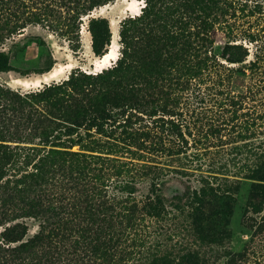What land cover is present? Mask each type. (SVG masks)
Segmentation results:
<instances>
[{
  "label": "trees",
  "instance_id": "trees-1",
  "mask_svg": "<svg viewBox=\"0 0 264 264\" xmlns=\"http://www.w3.org/2000/svg\"><path fill=\"white\" fill-rule=\"evenodd\" d=\"M111 1L0 0V45L39 24L77 51L83 16ZM247 7L243 0H146L122 21L121 54L112 65L24 92L0 83V264H112L139 209L161 203L155 192L137 199L135 185L150 172L153 181L158 176L150 164L110 156L104 144L111 142L95 141L93 130L101 134L119 121L124 144L139 142L128 123L138 112L158 115L153 142H177L179 123L171 116L182 94L193 99L222 87L227 112H238L248 98V109L256 110L264 89V24L244 25ZM89 31L92 52L103 55L108 19L91 16ZM11 69L0 50V71ZM234 117L240 127L243 120ZM37 140L41 147L8 143ZM253 173L264 179V166ZM28 216L40 218L41 227L25 239L27 224L19 219ZM176 264L203 263L194 254Z\"/></svg>",
  "mask_w": 264,
  "mask_h": 264
},
{
  "label": "rangeland",
  "instance_id": "rangeland-1",
  "mask_svg": "<svg viewBox=\"0 0 264 264\" xmlns=\"http://www.w3.org/2000/svg\"><path fill=\"white\" fill-rule=\"evenodd\" d=\"M243 1L248 4L243 13L242 20H247L244 25L264 24V0ZM132 4L142 10L146 0H113L102 5L105 9L94 8L83 16L77 51L65 37L39 24H30L0 45L13 66L0 71V83L24 92L45 83L26 87L17 79L32 81L55 67L61 72L48 83L60 82L76 70L96 72L100 56L91 49L89 18L108 19L110 42L115 38L120 56L119 32L122 21L136 15V10L130 8ZM249 46L253 52L254 44ZM224 90H207V94L193 99L188 93L182 94L179 110L171 116L179 123V130H175L177 142H153V132L161 129L157 127L158 115L138 112L129 116L128 123L138 130L140 137L139 142H130L132 145L124 144L119 121L115 126L104 127L101 134L93 130L95 141L111 142L104 144V150L112 152L110 156L150 164L158 176L153 181L150 172L135 185L137 199L155 192L161 203L155 208L139 209L136 223L130 231L127 228L129 232L114 252L112 264H176L178 259L194 254L203 264H264V189L255 186L263 185L264 179L253 173L254 168L264 166V89L256 110L248 109V98L236 113L227 112V106L221 102L227 99ZM233 116L243 120L240 127L233 125ZM227 118L232 120L229 125L224 121ZM246 126L255 132L251 137ZM8 143L41 147L38 140ZM71 149L78 150L79 146L73 145ZM19 220L27 224L25 239L40 230V218L28 216Z\"/></svg>",
  "mask_w": 264,
  "mask_h": 264
},
{
  "label": "bare ground",
  "instance_id": "bare-ground-1",
  "mask_svg": "<svg viewBox=\"0 0 264 264\" xmlns=\"http://www.w3.org/2000/svg\"><path fill=\"white\" fill-rule=\"evenodd\" d=\"M134 4H135V1H134ZM108 6V5H107ZM131 7L130 8H133L135 9L136 11H134V14H139L141 12L140 10V7H138L137 5H130ZM103 7V6H102ZM101 8V6L99 7ZM105 9V7H103ZM102 8V9H103ZM129 9V7L127 8ZM101 11V10H100ZM99 11V12H100ZM133 11V10H132ZM86 16V15H85ZM111 21V20H110ZM114 21V20H113ZM114 23V22H113ZM114 33V32H113ZM117 42L115 40V38H112L109 46H108V49L106 50V52L101 55L98 59V63H96V65H100L98 66L97 68V71H100L101 69L107 67V65L110 66V64L114 61V60H117V57H118V46H117ZM69 66V65H68ZM70 67V66H69ZM101 68V69H100ZM61 72V69L59 67H55V68H52L51 70L47 71V72H44L43 74H41L39 77L36 76L37 78H35L34 80L32 81H28V80H18V83H20L22 86H41V83H48L50 82L51 80H55V78L59 75V73ZM68 73V72H67ZM67 75V74H66ZM60 80V79H59ZM16 81V80H15ZM27 89V88H26Z\"/></svg>",
  "mask_w": 264,
  "mask_h": 264
}]
</instances>
